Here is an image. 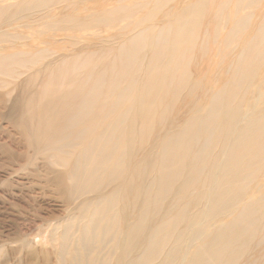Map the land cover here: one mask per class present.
<instances>
[{
    "label": "bare ground",
    "instance_id": "6f19581e",
    "mask_svg": "<svg viewBox=\"0 0 264 264\" xmlns=\"http://www.w3.org/2000/svg\"><path fill=\"white\" fill-rule=\"evenodd\" d=\"M50 1L39 0L40 3ZM209 1L192 0L190 7L177 16L173 13L174 18H168L159 30L139 33L123 42L116 52L109 50L102 63L96 62L92 53L62 60L59 68L53 70L56 73L42 86L41 100H29L28 107H24L25 118L33 119L22 122L35 146L53 149L64 162L73 160L75 168L69 173L77 181L109 179L110 173L121 166L122 151L131 155L130 142L138 133L149 131L156 124V118L170 107V101L162 104L157 95L162 93L164 85L167 90L172 69L184 76L177 89L184 86L190 71L185 61L189 41ZM1 12L0 9V17ZM134 12V8L116 10L99 17L96 26H105L112 20L123 21ZM261 17L251 27L244 17L232 20L222 40L225 48L222 70L225 71L221 74L220 85L213 88L210 95L203 94L200 114L188 119L179 117L178 129L165 140L163 138L162 143L158 142L161 147L143 162L144 173L143 168L138 169L132 184L128 185V181L125 191L128 212L125 215L133 220L138 217L129 223L130 226L126 221L130 232L126 251L129 255H140L137 259L130 258V262L127 260L130 264H148V260L150 264H173L179 260L185 241L188 239L189 244L199 238L189 261L229 264L227 254L230 250L247 249L239 244L246 232L256 230L264 237V218L259 213L264 204L257 203L264 197V191L236 207L239 211L231 217L213 222L210 229L206 226V230L204 223L196 226L197 220L203 219L200 217L203 213L201 203L206 210L208 204L218 209L208 210L207 216H222L235 207L237 200L248 196L247 192L259 184L264 185V181L260 182L264 176V93L255 96L254 110L247 108L253 101L249 99L256 86L255 79L264 65V12ZM129 25L126 22L123 27ZM147 36L150 38L146 51L151 57L148 69L143 70L139 67L142 57L138 48L143 47ZM238 39L236 47L234 43ZM17 62L13 55L0 53L2 71H11ZM29 109L34 112L30 113ZM136 202L145 209L134 214ZM104 208L99 206V212L91 216L102 215ZM241 218L244 225H241ZM103 220L104 215L100 221H95L96 225ZM181 224H184L183 229L175 232ZM46 230L48 228L44 227L43 232ZM26 235L23 239L30 247H25L24 252L37 257V247L30 244L33 238ZM50 239L46 237L45 245ZM63 240L58 250L45 247L44 258L51 257V250L63 264L68 250L67 238ZM169 243L171 246L166 251ZM162 253L164 261L154 263ZM255 259H262L264 263V251H257Z\"/></svg>",
    "mask_w": 264,
    "mask_h": 264
},
{
    "label": "rangeland",
    "instance_id": "374dc122",
    "mask_svg": "<svg viewBox=\"0 0 264 264\" xmlns=\"http://www.w3.org/2000/svg\"><path fill=\"white\" fill-rule=\"evenodd\" d=\"M191 3L192 0H52L48 3H40L39 0H0V53L13 55L15 61H18L11 71L0 69V264H61L59 257L51 253V250H58L64 244L63 237L67 238L68 247L63 264H128L132 258L140 257L139 254L129 255L126 251L129 223L138 217L133 220L125 215L128 212L125 209L126 187L132 184L136 171L138 173L143 168L144 173L146 167L142 166L143 162L146 163V159L161 147L160 143L178 129L180 116L188 119L193 114H200L203 94L210 95L213 88L221 83V74L225 71L222 70L225 64L222 40L228 33L232 20L244 17L250 27L255 25L264 12V0L208 2L189 41L185 61L190 71L184 86L177 89L184 76L175 68L172 69L170 72L173 76L168 81L167 90L164 85L162 93L160 91L161 94L157 95L162 104L170 101V107L165 114L156 118V124L149 131L138 133L130 142L131 155L122 151L121 166L110 173L107 180L77 181L69 173L70 169L75 168L73 160L64 159V162L53 149L37 148L23 123L26 119H33L25 118L24 107H28L29 100H41L42 86L49 76L56 73L54 71L59 68L62 60H72L92 53L95 61L102 63L107 59L109 50L116 52L123 42L139 33L159 30L168 18H174L173 13L175 16L182 14ZM129 8H134L135 12L127 19L120 22L112 20L105 26H96L99 24V17ZM126 22L130 25L123 27ZM147 37H144L143 47L138 48L142 57L139 67L143 70L148 69L151 57L146 51L150 38ZM234 44L237 47L239 39ZM255 84L249 99L253 101L247 107L251 110L256 106L255 96L264 93V65ZM262 98L261 96V101ZM127 101L131 103L132 100ZM29 111L34 112L33 109ZM99 118L104 121V118ZM150 177L152 175L149 179ZM262 181L264 176L261 177L260 182ZM263 191L264 185H257L250 193L247 192L248 196L237 200L235 207L222 216H207L208 210L218 209L207 203L206 210L203 208L204 203H201L204 214L200 217L203 219L197 220L196 226L204 223L205 229H208L206 226L210 229L213 222L231 217L239 211L236 207L253 200L256 194ZM115 194L121 195L116 197ZM139 203L134 204V214L145 209L138 206ZM257 203L264 204V197ZM99 206L105 207L102 215L91 216L99 212ZM193 210L191 213L195 211ZM259 213L264 218V209ZM103 215L104 220L96 225L95 221H100ZM126 221H129V226ZM244 224L245 221L241 218V225ZM44 227L48 228L46 232H43ZM183 227L184 224L178 225L175 232ZM42 232L45 234L42 235ZM24 234L33 238L30 244L37 247V257L24 252L25 247H30L23 239ZM261 235L256 230H249L241 236L239 244L247 249L230 250L227 254L229 264H264L262 259H255L257 251H264V237ZM47 236L51 239L45 245ZM199 240L200 238L197 241ZM185 242L181 246L182 256L179 254V260L173 264H201L195 259L189 261L199 243L191 241L188 244V239ZM169 246L170 243L166 246V251ZM45 247L51 249V257L48 259L44 258ZM163 258L164 253L153 262L164 261ZM205 264L211 263L206 261Z\"/></svg>",
    "mask_w": 264,
    "mask_h": 264
}]
</instances>
